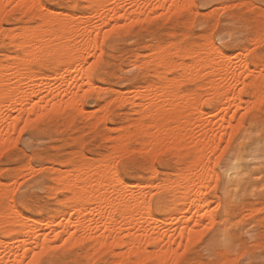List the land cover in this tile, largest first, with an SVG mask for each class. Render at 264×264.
<instances>
[{"label":"bare ground","instance_id":"1","mask_svg":"<svg viewBox=\"0 0 264 264\" xmlns=\"http://www.w3.org/2000/svg\"><path fill=\"white\" fill-rule=\"evenodd\" d=\"M86 1L88 5L85 16L77 13L80 17L77 19L76 16L75 19L65 11L53 12L48 9L46 14L39 11L33 13L26 7L32 0H0V11L7 9L8 5H19L18 10L27 19L23 26L21 24L19 31L10 30L12 26L3 33L13 46L15 54L8 53L5 60H0L2 149L4 145L7 148L14 130L20 122L23 123V119L29 123L30 119H35L34 116L31 118L32 115L56 114L68 109L86 111L80 108L84 95L102 90L92 73L102 56L105 33L109 32L106 28L109 25L116 27L118 22L122 24L121 19H127L128 23L134 20L141 22L146 16H157L158 10H162L159 14H164L163 10L180 11L182 6H190L193 0H130L129 6L125 5L127 0ZM151 12L157 15H151ZM142 15H145L144 18ZM167 15L169 14L165 17ZM136 21L134 24H138L139 21ZM148 21L150 20L146 22ZM258 40L260 39L257 37L256 41ZM170 41L165 45L156 43L150 48V54H146V59H142L141 63L136 62L144 72H152L153 80L143 84L141 89L128 90L131 93L129 97L124 93L115 95L121 101L125 99V103L128 100L139 116L136 122L123 127L124 131L116 137L111 152L114 160H117L115 155L122 157L121 153H127L132 142L137 141L142 153L151 157L164 150L174 149L177 154L187 158L185 165L176 170L173 178L142 184H127L118 175L115 162L110 158L111 152L109 157L105 154L93 162H88L82 154H77L68 157L58 167L53 165L50 171L54 174L55 191L60 192L63 197L59 198L60 208L56 214L43 220L45 224L41 219L25 216L15 205L12 194L6 192V199L0 204V230H4L10 240L0 241V264H25L28 258L32 259V253L40 250L46 252L59 240H63L64 244L67 240L66 244L71 248L89 243L88 248L79 255L91 256L95 252L110 251L120 264H126L133 257L147 258V255H155L158 264H170L175 259L174 249L193 240L199 234L198 227L200 231L209 227L208 224L202 225L206 219L214 221L215 209L211 205L216 202L217 207H221L222 199L217 194L212 198L208 196L210 188L216 189L219 178L215 167L208 166V159L216 154L219 144H223L226 138L224 135L231 134L226 132L227 128H238L236 123L232 124L242 107L244 90L252 89L255 99L262 102L264 75L260 71L264 64L262 63L261 70L252 69L245 53L227 55L218 45L211 44L213 40H209L210 43L205 40L206 43L195 42L188 45ZM256 41L253 40L254 45ZM94 57L96 61L91 62ZM46 62L52 64L48 73H36L32 69V65ZM171 73L175 76L172 77ZM187 84H194V87L183 88ZM206 95L212 105L209 112L203 109L201 103ZM119 99L113 100L119 103ZM255 102L253 104L258 106ZM109 103H105L107 106L104 104L105 112ZM100 115L105 117L104 113ZM98 116L96 117L101 119ZM216 119L219 124L214 128L212 123ZM182 150H185V156ZM27 167L33 166L29 164ZM151 169L152 173H156L155 168ZM247 173L248 167L242 165L239 158H233L224 170L227 176L224 194H229L233 189H247ZM11 189L7 188L13 193L16 187ZM153 191L171 195L175 207L170 216L159 219L152 213ZM257 208L255 210L260 211ZM247 216L249 215L246 213V216L241 217ZM175 217H178L173 220L177 225L174 224L176 227L172 228L171 220ZM149 247L155 249L150 251Z\"/></svg>","mask_w":264,"mask_h":264},{"label":"rangeland","instance_id":"2","mask_svg":"<svg viewBox=\"0 0 264 264\" xmlns=\"http://www.w3.org/2000/svg\"><path fill=\"white\" fill-rule=\"evenodd\" d=\"M42 1L45 5L54 6L49 10L69 12L71 13L69 15L74 16L75 19L76 16L77 19L80 15L85 16L87 12L88 4L86 0ZM129 1H126V6H129ZM12 6L11 8L7 7L5 17L0 19V37L2 38H0V60H5L8 53L9 55L15 54L13 46L9 44L3 33H6L12 26L10 30L19 31L18 29H21L27 20L15 5ZM190 6H182V9H179L180 11L178 9L173 12L163 10L164 14H159L158 12H162V10H158L156 12L158 15L151 12V15L155 13L157 16H148L150 19L146 16L141 22L132 19L134 21L131 22L130 20L129 22L133 23V26L131 23L126 22L127 19H121L122 24L118 22L116 27L109 25L106 28L109 31L108 37L103 43L102 56L92 73L93 79L102 90L84 95L80 108L86 111L68 109L65 112L56 114L50 113L37 115L36 117L32 115L31 118L34 116L35 119H30L29 123H26L23 119V123L20 122L21 124L18 126L20 130L16 127L19 132L15 129V133H12L13 137L11 136V139L15 140H13L14 143L11 140L7 144V148H5L6 145L3 149L0 146L2 150V153L0 150V185H3L2 187L9 186L7 188H12L11 190L16 187L15 191L10 193L7 188L2 190L3 188L0 186V189L2 188L0 190V204L6 199L5 194L8 192V194H12L11 196L17 208L29 218L46 221L47 218L56 214L60 208L59 198L63 196L60 192L55 191L54 174L50 171L51 167L53 165L58 167L68 157L77 154H82L88 162L97 161L105 154H108L109 157L116 137L124 131L123 127H126L127 124L128 126L131 125V122H136L139 116L133 111L135 108L127 102L128 100L125 103V99L121 101L122 99L116 98V96L124 93L129 97L128 95L131 96V93H128V90L130 92L131 89H141L143 84L146 85L153 80L152 72H144L145 70L137 64L142 59H146V54H150L149 50L153 45L161 43L165 45L171 42L170 40H172V43L184 45L195 42L202 44V42L206 43L205 40H213L214 42L211 44L218 45L227 55L235 56L240 53L244 55L245 53L250 68L261 70L262 63L264 64V0H193ZM185 7L191 8V11ZM192 9L197 10L195 14ZM77 13H80V15H77ZM166 14L169 15L165 17ZM142 16L144 18L145 15ZM146 19L150 21L146 22ZM135 21H139L138 24H134ZM254 37L256 39L258 37L262 41H256ZM253 40L259 43L254 45ZM208 41L207 43H210ZM95 58H92L93 61L91 62L96 61ZM254 59L256 62H254ZM236 60L238 61V59ZM51 67L52 64L49 62L42 65H32V69L36 73H48ZM260 72L264 75V67ZM170 75L175 76L174 73ZM241 85L243 87V84ZM193 87L194 84H187L183 88L191 89ZM252 94V89H245L242 94L244 99L242 107L232 124L235 125L236 123L238 128H235V126H232L231 129L230 127L227 128L226 132H231V134L229 133L231 143L227 139L229 137L227 133L228 135H224L226 138L221 144L226 147H218L217 150L219 151L216 150V154L211 157L212 166L215 167V172L219 173V178L216 181V189L210 188L208 196L212 198L217 194L222 199V206L217 207L216 202L211 205L215 209V222L206 219V222L202 225L208 224L209 227H204L201 231L198 227L199 234L183 246L189 249L186 258L189 259L190 264H225V258L227 264H232L238 259H245L246 264H264V208H261L264 207V96L261 102V100L257 101ZM207 96L204 99L202 98L204 96H202L200 100L203 99L201 102L202 107L209 112L212 105L209 104V96ZM111 99H119L120 104L117 100L112 101ZM251 100L257 103L259 107L253 104L254 102L251 103ZM105 103H109L106 112L104 111L105 106H107ZM249 104L250 106H248ZM102 106L104 107L102 108ZM244 108L249 111H245ZM94 109L95 111H93ZM75 111L77 112L75 113ZM100 111L104 113L105 117H101L100 114L102 113ZM107 113L108 115H106ZM242 115L243 119H241ZM96 116L101 117L102 120ZM206 116L204 115V117ZM95 120L96 122H93ZM239 120L240 122H238ZM97 122L99 123L95 125ZM238 123H240V126ZM218 124L219 120L216 119L213 121L212 126L216 128ZM225 125L228 124L225 123ZM121 126L122 128H119ZM21 129H24V131L22 132ZM139 148L138 142L133 141L127 153H121L122 157L119 154H117L119 157L115 155L118 161L114 160V157H112L114 154L111 152L110 158L116 163L114 165L118 175L127 184L158 182L173 178L176 176V170L182 168L187 161V158L177 154L174 149L164 150L160 154L157 153L151 157L149 154L142 153ZM184 152L185 150H182L183 156H185ZM221 153H223L222 156ZM218 156L220 157V164L216 163V157ZM235 157L242 161V165L248 167L245 178L249 186L244 190L233 189L225 195L224 188L227 185V176H225L224 170ZM29 164L33 167H27ZM221 165L223 166L221 167ZM151 167L155 168L156 173L153 172L155 176ZM17 175L20 177H17ZM13 179H16V181L14 182ZM153 192L152 213L159 219L170 216L175 207L171 195L167 192L160 194L156 191ZM257 207L260 211L255 210ZM250 212L252 213L250 214ZM246 213L249 216L241 217L246 216ZM176 218L178 217L171 220L173 223L170 225L171 227H176L177 224L173 221ZM45 221H43V224L46 223ZM171 221L168 220V222ZM9 240L10 238L6 236L4 230H0V241ZM58 242L57 244L54 243L56 247L52 244L53 247L51 246V249L45 252L46 256L43 257V259L51 261L52 264H120L117 261L118 258L112 256L110 251L95 252L91 256L79 255L88 248L89 243L71 248L64 244L63 240L60 243ZM153 249L155 248L149 247L150 251ZM120 250L117 249V251ZM148 256L142 259L133 257L126 264H158L155 255H150L151 258ZM29 261L28 258L26 260L27 264ZM169 263L173 264L171 261Z\"/></svg>","mask_w":264,"mask_h":264},{"label":"snow or ice","instance_id":"3","mask_svg":"<svg viewBox=\"0 0 264 264\" xmlns=\"http://www.w3.org/2000/svg\"><path fill=\"white\" fill-rule=\"evenodd\" d=\"M8 8L13 7L12 5H8ZM16 7H19V5H16ZM26 7H28L30 9L31 12H36L39 11L41 13L46 14L48 12V9L50 8H54L53 5H45L42 0H32L30 5H26ZM7 12V9H4V11H0V19H3L5 17V13ZM55 18V17H53ZM113 31H115V29H113ZM108 37V33H105V39H107ZM246 115V113L244 114ZM241 119H243V115L241 116ZM21 131L23 132L24 129H21ZM227 139L229 140V143H231V137H227ZM219 147H226L224 145H220ZM223 155V153H221V156ZM216 163L220 164V157H216ZM212 165V158L209 157L208 159V166L211 167ZM223 165H221L222 167ZM68 243L67 240H65V244ZM189 249L187 247H183L181 246L180 248L174 249V256L175 259L173 261V264H190L189 259L186 258L187 253H188ZM32 259L28 262V264H52L51 261L49 260H45L43 259V257L46 256V253L43 250H40L38 252L32 253L31 254ZM225 264H227V262H225ZM233 264H246V260L245 259H238L236 261L233 262Z\"/></svg>","mask_w":264,"mask_h":264}]
</instances>
